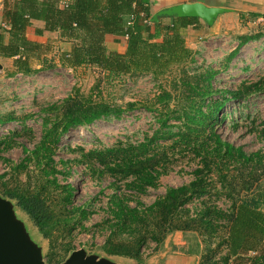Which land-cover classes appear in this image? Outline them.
Returning <instances> with one entry per match:
<instances>
[{
    "label": "rangeland",
    "instance_id": "1",
    "mask_svg": "<svg viewBox=\"0 0 264 264\" xmlns=\"http://www.w3.org/2000/svg\"><path fill=\"white\" fill-rule=\"evenodd\" d=\"M165 11L153 10V21L169 22L170 17L158 16ZM243 36L258 38L239 47ZM183 38L190 58L151 73L113 76L92 66L70 69L60 55L72 42L57 35L45 41V54L29 75L18 73L13 60H0V198L15 214L11 221L20 228L21 242L39 249L42 264H65L77 252L113 264H220L234 205L255 199L264 212V20L223 15L212 25L200 22ZM105 45L125 53V39L108 37ZM68 98L124 111L72 128L56 144L51 122ZM155 136L173 138L147 148L159 162L144 171L142 182L152 184L142 191L120 169L140 157L129 151L132 147ZM217 139L252 160L224 155ZM109 151L118 156L108 158L105 168L94 153ZM114 158L121 168H114ZM197 169L203 170L205 193L176 211L174 230L160 241L155 204L194 181ZM40 189L47 193L48 210L67 217V227L51 230V240L4 194ZM108 241L130 243L138 259L109 255Z\"/></svg>",
    "mask_w": 264,
    "mask_h": 264
},
{
    "label": "trees",
    "instance_id": "2",
    "mask_svg": "<svg viewBox=\"0 0 264 264\" xmlns=\"http://www.w3.org/2000/svg\"><path fill=\"white\" fill-rule=\"evenodd\" d=\"M62 4V0H3L0 11V60H13L18 73H33V63L40 62L45 54V46L28 39L26 31L32 21H40L44 28L37 30V35L43 32L57 33L61 39L72 42L70 51L60 55L62 64L70 69L92 66L113 76L164 71L190 58L191 51L186 47L183 37L188 30L200 26L199 19L187 17H170L169 22L162 17L153 21L150 0H69ZM107 36L125 38V53L119 54L108 49L105 45ZM257 38L239 37V47ZM197 94L201 97L205 95L204 92ZM166 98V95L161 97V102ZM222 107L223 104L218 110ZM218 110L212 111L216 113ZM123 111L102 102L68 98L60 105V117L51 122L50 133L54 136V142L59 144L60 139L72 128L89 125L110 116L119 117ZM172 138L155 136L149 139L147 145H140L137 149L132 147L129 151L140 152V157L136 161L130 160L120 170L133 176L143 191L152 184L148 179L146 185L142 182L147 176L144 171L149 167L154 168V163L159 162L156 156L146 152L147 148L155 142ZM217 143L224 148V155L244 163L252 160V156H247L240 148L221 143L219 139ZM114 153L95 152L94 155L99 164L108 168L111 163H106V160ZM113 163H116L114 168H121L115 158ZM53 172L56 174L55 169ZM193 174L196 178L194 181L171 189L163 200L155 204L162 220L160 230L163 235L160 241L174 230L172 220L176 211L191 198L205 193L203 170L197 169ZM51 184L55 188L59 187L56 179ZM41 190L9 191L4 194L16 200L17 206L31 219L39 232L51 240V230L61 224L66 228L67 217L63 218L57 212L53 214L48 210L47 193ZM260 201L264 204V197ZM258 205L255 199L234 205L235 210L228 215L225 227V252L220 264H264V212ZM108 246L109 255L133 259L139 257V251L130 243L108 241Z\"/></svg>",
    "mask_w": 264,
    "mask_h": 264
},
{
    "label": "water",
    "instance_id": "3",
    "mask_svg": "<svg viewBox=\"0 0 264 264\" xmlns=\"http://www.w3.org/2000/svg\"><path fill=\"white\" fill-rule=\"evenodd\" d=\"M222 13L223 11L218 9L192 4L158 13V16L196 18L212 25ZM11 215L15 214L11 211L10 205L0 198V264H42L39 249L34 245L30 250L21 242L18 234L20 228L13 224ZM65 264H113V262L95 256L86 257L83 252H77Z\"/></svg>",
    "mask_w": 264,
    "mask_h": 264
},
{
    "label": "crops",
    "instance_id": "4",
    "mask_svg": "<svg viewBox=\"0 0 264 264\" xmlns=\"http://www.w3.org/2000/svg\"><path fill=\"white\" fill-rule=\"evenodd\" d=\"M2 1L0 0V11L2 9ZM63 4L69 0H62ZM152 5V11L156 10H173L182 5H192L201 4L207 8H213L223 11L214 21L217 22L223 15H234L240 16V18L251 17L252 19L264 20V0H150ZM200 20V19H199ZM200 22H203L200 20ZM44 28V24L40 21H32L31 25L26 31V36L28 39L45 45V41L52 35H57V33L43 32L42 35H37L36 31ZM108 37L113 36H107ZM122 38L123 37H116ZM126 42V39H125ZM126 49V47H125ZM125 51V50H124ZM123 51V52H124ZM122 53V52H121Z\"/></svg>",
    "mask_w": 264,
    "mask_h": 264
}]
</instances>
